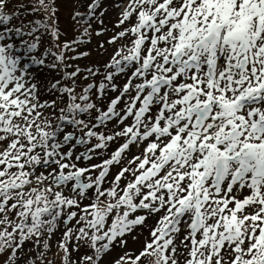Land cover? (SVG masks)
I'll list each match as a JSON object with an SVG mask.
<instances>
[{"label":"snow or ice","instance_id":"1","mask_svg":"<svg viewBox=\"0 0 264 264\" xmlns=\"http://www.w3.org/2000/svg\"><path fill=\"white\" fill-rule=\"evenodd\" d=\"M0 264H264V0H0Z\"/></svg>","mask_w":264,"mask_h":264},{"label":"rangeland","instance_id":"2","mask_svg":"<svg viewBox=\"0 0 264 264\" xmlns=\"http://www.w3.org/2000/svg\"><path fill=\"white\" fill-rule=\"evenodd\" d=\"M105 7H109V11L106 13L104 17L105 24L111 29L115 23L117 13L111 9L109 4H105ZM68 8L71 9V5H68ZM68 20V12H62L61 14V27H67V23H65ZM104 39V38H100ZM86 50L90 51L92 53L90 58H87L83 61H81V66H84L85 64H91L93 62H97L100 60V57L96 54V39L93 40L92 44L89 46H86ZM135 151V149H133Z\"/></svg>","mask_w":264,"mask_h":264}]
</instances>
